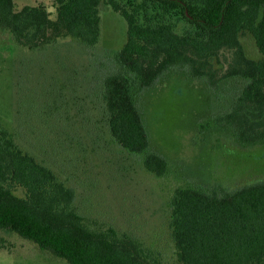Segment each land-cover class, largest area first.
Instances as JSON below:
<instances>
[{"label":"trees","instance_id":"1","mask_svg":"<svg viewBox=\"0 0 264 264\" xmlns=\"http://www.w3.org/2000/svg\"><path fill=\"white\" fill-rule=\"evenodd\" d=\"M101 3L126 22L121 48L92 74L58 62L35 76L25 68L16 139L0 118V248L14 233L67 264H264V166L239 174L224 166L207 183L175 188L162 243L91 213L89 197L77 199L78 188L93 185L78 164L110 144L150 172L166 171L143 108L164 76L201 83L212 98L197 126L200 150L223 165L234 150H264V0H54V18L42 3L17 9L0 0V29L30 50L70 39L94 53ZM223 50L231 56L222 71Z\"/></svg>","mask_w":264,"mask_h":264},{"label":"rangeland","instance_id":"2","mask_svg":"<svg viewBox=\"0 0 264 264\" xmlns=\"http://www.w3.org/2000/svg\"><path fill=\"white\" fill-rule=\"evenodd\" d=\"M14 3L17 9L25 4L42 3L51 11V17H55L54 0H14ZM100 14L102 36L94 53L70 39L61 40L55 50H30L19 47L7 30L0 29V118L15 139L17 80L25 68L31 69L27 73L35 76L40 70L54 69L58 62L75 67L76 72L87 66L86 74H92L103 55L121 48L126 40L124 18L106 3H101ZM243 42L253 53L250 37H244ZM230 56V51L221 52L222 71L228 66ZM22 59L24 63H19ZM144 100L151 148L166 158V171L162 175L150 172L140 157L110 144L106 153H85L81 159L78 166L85 172L83 177L87 176L85 179L92 180L93 185L87 191L78 188L77 199L89 197V201H83L91 213L136 232L143 240L162 243L168 235V207L175 188L207 183L215 169L219 174L225 172L224 166L233 174L262 167L264 150L240 153L234 150L229 152V164L224 165L209 152L200 150L196 143L198 122L212 113L213 101L203 84L187 77L178 74L161 77ZM4 236L9 248H0V264H67L39 251L32 241L17 234Z\"/></svg>","mask_w":264,"mask_h":264}]
</instances>
